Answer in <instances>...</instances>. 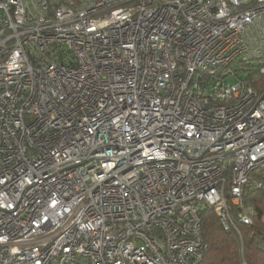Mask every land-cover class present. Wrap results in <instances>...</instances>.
I'll return each instance as SVG.
<instances>
[{
	"label": "built area",
	"instance_id": "2783aa9c",
	"mask_svg": "<svg viewBox=\"0 0 264 264\" xmlns=\"http://www.w3.org/2000/svg\"><path fill=\"white\" fill-rule=\"evenodd\" d=\"M249 74L264 0H0V264H198L227 185L251 224Z\"/></svg>",
	"mask_w": 264,
	"mask_h": 264
},
{
	"label": "trees",
	"instance_id": "16d2710c",
	"mask_svg": "<svg viewBox=\"0 0 264 264\" xmlns=\"http://www.w3.org/2000/svg\"><path fill=\"white\" fill-rule=\"evenodd\" d=\"M252 74V73H251ZM251 74L246 79L257 89H264V74L252 80ZM229 168L226 171L228 181ZM226 200L237 227L225 230L219 217L211 208L201 211L202 233L208 251L198 264H264V187L262 189L246 188L244 201L251 206V224L237 221L238 208L230 204L228 185Z\"/></svg>",
	"mask_w": 264,
	"mask_h": 264
},
{
	"label": "rangeland",
	"instance_id": "374dc122",
	"mask_svg": "<svg viewBox=\"0 0 264 264\" xmlns=\"http://www.w3.org/2000/svg\"><path fill=\"white\" fill-rule=\"evenodd\" d=\"M253 64L255 65V66H257V64H258V61L257 60H254L253 61ZM231 81H234L233 79H231Z\"/></svg>",
	"mask_w": 264,
	"mask_h": 264
}]
</instances>
